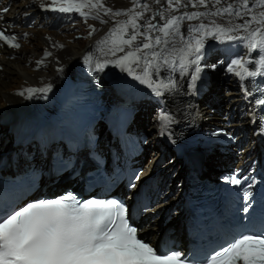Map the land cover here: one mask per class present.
Returning <instances> with one entry per match:
<instances>
[{
    "label": "snow or ice",
    "instance_id": "6c2138e0",
    "mask_svg": "<svg viewBox=\"0 0 264 264\" xmlns=\"http://www.w3.org/2000/svg\"><path fill=\"white\" fill-rule=\"evenodd\" d=\"M155 2L162 5V0ZM130 3L131 8L116 11L106 7L103 0H51L49 7L60 12L75 10L85 19L93 11L95 15L91 16L92 19H101V11L105 16L127 17L125 22L116 23L109 37L112 46L106 55L110 54L116 59L105 60L103 63L97 60L94 67L103 70L107 64H114L133 79L147 85L157 96L163 95L164 90L177 87L174 80L166 83L164 80L158 82L153 79V72H159L163 66L173 71L178 67L184 75L194 66L190 85L195 87V81L199 79L202 70L205 38L208 36L222 41H246L247 49L258 53V70H255V63L254 70H249L248 64L253 62L238 58L230 62L227 72L238 77L240 81L257 75L264 76V0H253V7H249V0H241L236 8L229 3L226 7L216 8L215 11L183 12L181 15L171 13L187 8L189 4L193 8H207L209 0H166L167 7L158 12L163 24L158 25L147 20L143 25L144 31L140 30L138 21L144 19V13L150 11V7L147 3L142 4L141 0H130ZM220 3L221 0H214L213 7ZM254 8L261 10L254 12ZM7 11L8 7H0V12ZM166 12L170 13L167 17ZM225 14L230 18L227 26L215 20L208 24L201 22L198 26L187 29V39L186 34L181 31V23L185 20H200L201 17L209 16L223 17ZM231 17L242 22L234 23ZM106 22L101 20V23ZM11 27H0V41L3 42L0 47L4 44L11 48L20 47L17 36L11 33ZM129 29L132 30L131 34ZM241 32L246 35H238ZM89 34L91 35V32ZM117 53L123 55L117 56ZM44 55L48 57L52 53L45 50ZM86 59L91 64V58ZM43 62V59L38 60L37 66ZM48 90L50 89L47 87L29 88L17 94L23 96L25 93ZM257 103L264 105V98L259 99ZM157 119L164 122V129L174 122V118L165 112L159 114ZM260 127L261 131H264V117L261 118ZM219 134L221 133L218 131L211 135ZM140 179L141 175L134 173L128 178V187L135 188ZM227 180L235 185L242 183L236 175L228 177ZM245 195L248 196L247 190ZM249 207L250 203L245 204L241 211L247 212ZM149 210L148 205L141 209L143 212ZM130 220V209L121 201L89 199L81 202L71 193L29 203L10 213L0 211V264H183L179 253L171 252L166 247L153 248L149 242L139 238L138 231L141 229L130 223ZM203 264H264V232L239 234L219 250L205 256Z\"/></svg>",
    "mask_w": 264,
    "mask_h": 264
},
{
    "label": "bare ground",
    "instance_id": "6f19581e",
    "mask_svg": "<svg viewBox=\"0 0 264 264\" xmlns=\"http://www.w3.org/2000/svg\"><path fill=\"white\" fill-rule=\"evenodd\" d=\"M14 6L12 11L8 14V17H11L15 15L17 12H22V7H24L25 4H27L28 0H13ZM105 1V0H103ZM109 4H104L106 7H110L112 9H115L116 5L123 6V10H126L128 8L132 7V4L130 3V0H107ZM241 0H221L220 5H216V7H213L214 0H209L208 7H191V4L187 8H181L178 11L171 13L175 15H181L183 12H194V11H215L216 8L219 7H226L227 4L231 3L234 5V8L239 7ZM116 5H114V4ZM141 3H147L150 7V11H147L144 13V19L139 20L138 23L141 25V27L145 24V21L147 20H157V24L161 25L163 24V20L159 19L158 12L163 11L167 7L166 0H162V5L157 4L155 0H141ZM249 7H253V0H249ZM139 11V9H137ZM260 8H254V12H259ZM30 12V11H25ZM157 12V14H156ZM170 15V13H165V16L167 17ZM156 17V19H152V17ZM112 20H122L126 21L127 17L125 16H118V17H111ZM250 17H245V19ZM230 18L225 14L223 17H201L200 20H193V21H183L181 23V31L186 32L188 28H191L193 26H198L199 23L203 22L208 24L211 20H215L219 24H223L227 26V21ZM234 23H241L242 21L231 17ZM99 26V24H97ZM107 26L111 29L115 27L113 25V22L110 21ZM255 27V25H253ZM241 35H246L245 33L241 32L239 33ZM236 35V34H233ZM99 35H96L95 38H97ZM212 37V36H209ZM94 38V39H95ZM74 39V35H69L66 31L63 30L62 33H53L48 31L47 29H39L38 27H35L34 29L29 31V37L25 40L23 44V48L20 50V55L16 57L14 60H11L10 58L3 57V70L0 72V113L4 111L7 106L11 103H18L19 100L15 97V91L17 89H20L23 85H29V84H36L39 78H42L44 76L43 72L36 71L35 67V60L38 59V57L42 54L43 47L46 48L52 41V45H63V47H56L52 50L56 53L57 59L61 61V63L64 64H71L76 61V59L82 54L83 46L81 47L80 43L76 40H70ZM187 39V37H186ZM179 47V45H178ZM59 65L58 63H52L50 65V72L49 74H52L54 66ZM120 82L126 83V85H129L131 82L130 79L121 78ZM178 84H181L180 81L177 82ZM234 95L233 93L222 96V100L227 103V106H229V102L227 100L228 96ZM152 96V95H150ZM233 104H236L238 102V99H234ZM143 114L146 115V111L143 107ZM210 112V110H208ZM150 115V113H147ZM209 117V115H207ZM150 122V121H149ZM148 128L153 131L154 124L149 123ZM155 142V139L153 138L152 143ZM152 228H156L155 224H151ZM155 238V236H153Z\"/></svg>",
    "mask_w": 264,
    "mask_h": 264
},
{
    "label": "rangeland",
    "instance_id": "374dc122",
    "mask_svg": "<svg viewBox=\"0 0 264 264\" xmlns=\"http://www.w3.org/2000/svg\"><path fill=\"white\" fill-rule=\"evenodd\" d=\"M77 42L80 43L81 47L84 46V41H83V40H78ZM222 98H223V97H222ZM224 98H225V96H224Z\"/></svg>",
    "mask_w": 264,
    "mask_h": 264
}]
</instances>
